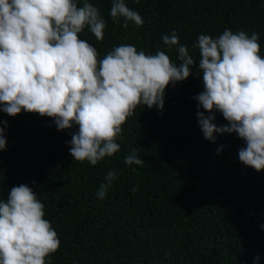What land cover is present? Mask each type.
Instances as JSON below:
<instances>
[{"label": "trees", "instance_id": "16d2710c", "mask_svg": "<svg viewBox=\"0 0 264 264\" xmlns=\"http://www.w3.org/2000/svg\"><path fill=\"white\" fill-rule=\"evenodd\" d=\"M0 264H264V0H0Z\"/></svg>", "mask_w": 264, "mask_h": 264}]
</instances>
